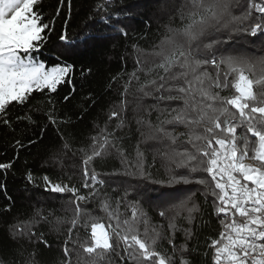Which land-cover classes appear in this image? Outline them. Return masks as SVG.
Wrapping results in <instances>:
<instances>
[{
  "label": "snow or ice",
  "instance_id": "1",
  "mask_svg": "<svg viewBox=\"0 0 264 264\" xmlns=\"http://www.w3.org/2000/svg\"><path fill=\"white\" fill-rule=\"evenodd\" d=\"M44 3L0 0V129L11 137L8 146L14 153L0 162V190L6 191V175L21 152L31 155L50 128L56 132L44 144L43 175L37 177L24 161L25 191L39 190L44 199L37 201L41 206H34L31 217L8 225V239L16 247L10 259L0 256V264H42L36 247L28 251L22 243L51 249L45 233L36 230L41 224L52 225L57 233L61 255L55 264H193L197 249L188 241L202 215L197 192L205 203L212 198L218 218L223 215L219 237L207 244L212 264H264V57L248 55L243 43L249 37L252 44L264 39V0H147L163 29L160 39L150 49L133 43L131 52L125 47L117 53L125 67L129 56L133 58V70L111 77L109 87L120 82V100L104 126L94 125L96 133L79 148L61 131V125L73 122L61 109L76 101L80 120L97 101L92 92L78 90L77 67L102 41L115 52V41L127 39L140 5L93 0L71 38L74 0H55L47 14ZM53 33L59 43L49 66L41 56ZM79 73L86 82L92 68L80 66ZM63 86L67 91L60 96ZM35 94L42 99L33 103ZM148 99L152 103L146 104ZM133 124L139 139L129 153L124 141L131 139ZM109 156L119 160L120 168L101 178L96 161ZM66 159L72 160L71 174L65 170ZM157 160L166 179H156L150 171ZM55 168L61 174L53 179L48 172ZM77 173L79 186L73 183ZM145 181L166 188L201 185L203 191L185 189L182 198L179 190L149 197L165 221L152 224L138 198L148 191L139 190ZM114 192L120 194L113 197ZM56 199H65L61 210L70 216L45 211L42 205ZM93 204L104 215H94ZM11 209L9 203L3 211ZM63 225L66 233L61 232ZM177 233L184 243L176 244ZM164 241L170 250H160Z\"/></svg>",
  "mask_w": 264,
  "mask_h": 264
},
{
  "label": "trees",
  "instance_id": "2",
  "mask_svg": "<svg viewBox=\"0 0 264 264\" xmlns=\"http://www.w3.org/2000/svg\"><path fill=\"white\" fill-rule=\"evenodd\" d=\"M93 0H74V14L73 18L70 21L69 25V36L75 38L77 33L80 31L82 22L85 20L88 14V9L92 5ZM128 3L138 4L140 7L137 9L138 15H136L129 23V36L127 39L121 37L119 40L115 41L117 44L116 51L114 52L111 48V45L108 41L100 42L97 47L90 52H88L81 61V65H78L76 70V82L78 90L86 94L87 92H92L96 98V104L88 109L84 114V118L78 120L77 114L79 113V108L77 107L76 101H73L71 105H67L61 109V115L67 113L72 117V123L70 125H61V131L69 136L70 141L74 148H79L84 145L87 137L96 133L94 125H99L103 127L105 122L108 119V113L110 112L112 105L117 103L120 100L119 92L122 90L120 82L112 83L109 87V81L111 77L116 76L118 73H123L124 71L131 72L133 70V58L129 56L127 65L125 67L117 58V53L123 52L125 47H127L128 52H131V44H138L143 49H150L151 46L157 43L160 39L159 33L163 31L160 28L159 23L155 19L154 9L147 7V0H128ZM55 0H45L43 11L47 14L50 12L52 6H54ZM150 22V26H149ZM178 23V21H177ZM60 25H57V33L59 32ZM252 38L249 37L248 40L243 41L245 43L248 51V55L255 57H264V39L256 40L255 44L249 43ZM58 36L56 33L51 35L47 48L43 52L41 59L48 62L51 66V62L55 59V47L54 45L58 44ZM80 66H87L92 68V73L88 77L87 81H83L80 78L79 69ZM83 84V89H80V85ZM67 86H63L60 91V96L66 94ZM227 94V93H226ZM36 99L33 100V103L41 100L42 97L39 94H35ZM59 99V97H55ZM146 104L152 103L151 99L145 101ZM163 106V105H162ZM21 112L18 108L16 113ZM14 113V115L16 114ZM156 114L153 113L151 119L155 121ZM113 124L115 121L112 122ZM125 132L128 130L125 129ZM177 131H183L182 128L177 129ZM56 138V132L53 129H49L44 144H47L49 141ZM139 139L138 134L135 132V125H132L131 139H126L124 141V147L129 153H133L134 145ZM11 137L7 133L0 129V162H7L14 155L12 149L8 146ZM44 144L34 147L31 150V155H28L25 152H21V159L16 162L15 168L8 172L6 175V191L0 190V256L5 259H10L13 255V248L16 246L11 243L8 239L7 229L8 225L15 220H25L32 216L33 209L35 207H40V204H37V201H43L44 197L40 194L39 190L28 191L24 189L25 181L23 180V171H24V161L27 160V167L31 168L34 171V174L39 177L44 174V169L41 167L44 156ZM69 157L71 154L69 153ZM151 153L148 154V162L151 163ZM72 163L71 159H66V171L70 174L73 171L69 167ZM96 171L101 174L111 172L114 169L120 168V162L114 156H109L104 160L96 161ZM152 175L156 179H166L163 168L160 167V161L157 160L156 166L150 168ZM177 173L188 174L186 169H177ZM48 174L56 179V176L61 174L58 168L52 169ZM193 176L205 175L202 173H193ZM65 179H67L65 177ZM0 182H4V177L0 175ZM79 173L74 177L73 183H76L79 186ZM112 187H118V185L113 184ZM147 187V193H143V189ZM185 189H190L192 191H203V186L201 185H177L174 188L161 187L159 185H152L148 182H140L139 190L143 193L142 198L144 201L143 207L147 211L149 217L151 218L152 224H165V221L159 217L155 205L156 201L149 202V197L159 195L160 193H172L179 190L181 198L186 194ZM111 192V189H109ZM119 192L111 193L113 197L119 195ZM11 197L12 200L9 201L7 197ZM167 199V197H164ZM196 201L202 207V215L198 216L194 222V232L195 235L192 240L188 241L189 247H195L197 250L193 253L191 259L193 264H212L211 261V251L207 248V244L210 243L211 239H216L219 237L221 231V225L219 219L223 218L221 215L218 218L212 207V198L209 197L207 203H205L204 196L200 195L197 192ZM12 204V209L10 212H5L3 209L9 204ZM65 203V199H56L44 203L42 206L45 211L55 210V215L63 217L65 215L70 216L71 213H65L61 210V205ZM114 206V201H113ZM94 215H104V213L99 212L98 206L93 204L90 209ZM121 212L124 211L122 207ZM130 215V209L128 210ZM50 220L55 223L54 217H50ZM180 224H185L183 220L178 221ZM52 225L50 224H41L37 227L38 232H44L45 238L53 246L51 249H45L43 245H29L26 241L22 242L25 248L28 251H31L33 247H36L38 252V259L42 261V264H55V261L61 255V249L56 247L58 243L57 233L52 231ZM67 225L61 226V232L66 233ZM83 235V232L80 233ZM63 236H60V240H63ZM176 244L179 245L184 243V237L182 234L177 233ZM7 249V251H4ZM165 249L170 250V246L167 244V241H164L161 244L160 250ZM208 254L205 255L204 253ZM27 255V253H25Z\"/></svg>",
  "mask_w": 264,
  "mask_h": 264
}]
</instances>
